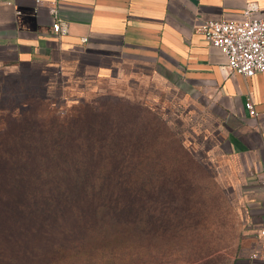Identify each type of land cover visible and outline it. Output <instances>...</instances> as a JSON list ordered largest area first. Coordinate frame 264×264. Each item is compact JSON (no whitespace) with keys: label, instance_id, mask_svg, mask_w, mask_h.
Here are the masks:
<instances>
[{"label":"trees","instance_id":"obj_1","mask_svg":"<svg viewBox=\"0 0 264 264\" xmlns=\"http://www.w3.org/2000/svg\"><path fill=\"white\" fill-rule=\"evenodd\" d=\"M27 105L0 115V264H114L116 250L171 235L192 211L176 176L191 155L154 144L157 117Z\"/></svg>","mask_w":264,"mask_h":264},{"label":"crops","instance_id":"obj_2","mask_svg":"<svg viewBox=\"0 0 264 264\" xmlns=\"http://www.w3.org/2000/svg\"><path fill=\"white\" fill-rule=\"evenodd\" d=\"M49 1L0 0V81L22 64L95 87L149 74L201 102L218 121L220 149L243 175L252 242L235 264H264V72L230 71L199 31L208 20L243 19L250 8L251 17H264V0H59L64 35L52 29Z\"/></svg>","mask_w":264,"mask_h":264},{"label":"rangeland","instance_id":"obj_3","mask_svg":"<svg viewBox=\"0 0 264 264\" xmlns=\"http://www.w3.org/2000/svg\"><path fill=\"white\" fill-rule=\"evenodd\" d=\"M30 102L41 103L39 109L45 116L71 114L81 103H93L126 122L144 110L145 117H157L178 139L168 137L160 122L154 127L159 138L154 144L160 150L170 151L182 144L191 155V161L179 167L181 172L176 176L186 181L179 194L191 196L192 211L182 214L186 219L171 235L146 238L140 246L116 250L113 255L118 262L114 264H235L248 253L252 239L243 175L220 149L218 121L201 102L160 84L149 74L133 85L121 82L95 87L72 84L49 71L22 64L0 81V115L20 113ZM127 128L131 131L132 127ZM165 160L172 162L169 156ZM187 169L188 174H184Z\"/></svg>","mask_w":264,"mask_h":264},{"label":"built area","instance_id":"obj_4","mask_svg":"<svg viewBox=\"0 0 264 264\" xmlns=\"http://www.w3.org/2000/svg\"><path fill=\"white\" fill-rule=\"evenodd\" d=\"M36 2L41 5L44 0ZM48 3L53 19V31L58 35L67 34L69 24L60 15L59 0H51ZM251 12L252 9H248L246 17L240 20H208L199 28L206 40L219 47L227 56L230 71L244 76L264 72V17H251ZM246 105L254 112L250 98ZM260 236L264 240V226L260 229ZM262 246L264 247V243ZM259 253V250L254 251L253 256H258Z\"/></svg>","mask_w":264,"mask_h":264}]
</instances>
